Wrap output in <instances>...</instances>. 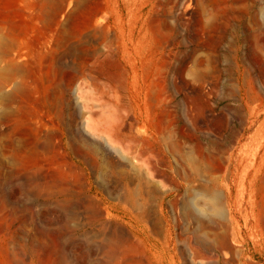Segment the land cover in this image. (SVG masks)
Instances as JSON below:
<instances>
[{
    "label": "rangeland",
    "instance_id": "374dc122",
    "mask_svg": "<svg viewBox=\"0 0 264 264\" xmlns=\"http://www.w3.org/2000/svg\"><path fill=\"white\" fill-rule=\"evenodd\" d=\"M145 34L123 133L160 163L107 142L90 74L121 72L106 44ZM1 71L36 94L18 89L35 109L17 132L0 118V264H264V0H0ZM34 140L57 165L20 150Z\"/></svg>",
    "mask_w": 264,
    "mask_h": 264
},
{
    "label": "bare ground",
    "instance_id": "6f19581e",
    "mask_svg": "<svg viewBox=\"0 0 264 264\" xmlns=\"http://www.w3.org/2000/svg\"><path fill=\"white\" fill-rule=\"evenodd\" d=\"M140 40L144 42L142 49H137V47L133 50L134 52H131L128 48L123 46L120 40L109 41L106 46L111 49L110 57L118 62L122 71L112 74L105 70H90V74L94 88L99 94V99L102 98L106 100L109 105L115 108L113 115L111 114L114 119L113 122L107 125L105 127L106 129H104L108 133V135L104 137L107 142H114L113 140H116V142L121 141L125 143L127 150H134L139 156L144 157L145 160L147 157L148 163L150 157L155 158V160L160 163L156 155L158 150L154 146L144 142L141 133H138L135 136L123 133L124 116L121 115V111L128 113L132 110H141L143 98L138 91V86L140 80L144 77L149 78L152 73L151 59L148 56L150 38L145 34ZM137 54L142 55L141 59H139V57L137 58ZM2 74L3 71L0 72L1 76ZM31 75L32 77H37L34 70H31ZM14 81L15 87L13 89H7L4 84H0V104L2 105V108L0 109V118L2 115H6L7 120L10 121L11 114H18L20 120L19 122L17 121L18 125L14 127L15 132H17L24 121L23 118L31 114L35 109L32 101L24 102L18 97L17 91L20 87L25 86L31 95H35L36 88L31 82H29V80L23 81L21 77H15ZM86 123L87 127L91 128V131L93 129V131L100 132V129L104 127L102 120L93 124L92 119L89 118ZM144 129L145 128L140 127L139 131H144ZM154 135L156 136V133H154ZM64 147L66 146L64 145ZM20 150L22 152L35 151L36 153H39L41 164L50 163L52 165H57L59 161L57 155H49L51 152V145L46 141L39 142L34 140V142H26L25 145H22ZM65 159L75 167L83 168L85 165L84 161L76 160L73 157L72 152H67ZM165 162L167 161L165 160ZM52 186H54V184H52ZM215 200V198H211L213 203L216 202ZM214 211L217 214H221L218 207H215Z\"/></svg>",
    "mask_w": 264,
    "mask_h": 264
}]
</instances>
